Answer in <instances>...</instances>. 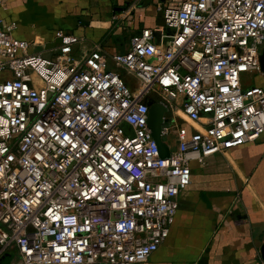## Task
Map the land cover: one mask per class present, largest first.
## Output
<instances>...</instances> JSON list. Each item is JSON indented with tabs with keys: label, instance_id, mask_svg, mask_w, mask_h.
Masks as SVG:
<instances>
[{
	"label": "built area",
	"instance_id": "built-area-1",
	"mask_svg": "<svg viewBox=\"0 0 264 264\" xmlns=\"http://www.w3.org/2000/svg\"><path fill=\"white\" fill-rule=\"evenodd\" d=\"M158 9L170 33L155 42L144 27L109 55L136 89L99 44L73 57L81 37L61 33L47 55L0 19V258L11 254L9 264L145 261L169 233L191 161L264 132V89L241 79L261 71L264 0ZM152 92L200 127H179L168 158L147 125Z\"/></svg>",
	"mask_w": 264,
	"mask_h": 264
},
{
	"label": "crops",
	"instance_id": "crops-1",
	"mask_svg": "<svg viewBox=\"0 0 264 264\" xmlns=\"http://www.w3.org/2000/svg\"><path fill=\"white\" fill-rule=\"evenodd\" d=\"M178 2L1 0L0 19L14 25V36L29 40L33 50L47 55L55 54L61 33L81 37L71 46L73 57L99 44L108 55V67L114 69L109 55L126 50L130 38L140 29L151 28L155 42L161 33H170L163 26L158 7ZM241 79L244 87L257 85L264 89L263 71L244 72ZM169 127L176 131L185 127L188 134L191 131L189 122L180 117L179 121L172 118ZM163 141L175 149L176 132ZM190 167V182L178 196L168 235L138 264H256L262 260L264 132L255 140L210 154L202 163L191 161ZM228 209L232 212L227 213Z\"/></svg>",
	"mask_w": 264,
	"mask_h": 264
},
{
	"label": "water",
	"instance_id": "water-1",
	"mask_svg": "<svg viewBox=\"0 0 264 264\" xmlns=\"http://www.w3.org/2000/svg\"><path fill=\"white\" fill-rule=\"evenodd\" d=\"M260 70L264 72V49L261 50L258 56ZM148 104V118L147 125L153 139L156 142L159 156L161 158H168L170 156L169 146L163 141L161 131L164 127L171 125V120L166 117L168 108L160 102L156 97L149 98ZM260 256L264 260V243L260 245ZM11 254L6 253L0 258V264H9Z\"/></svg>",
	"mask_w": 264,
	"mask_h": 264
},
{
	"label": "rangeland",
	"instance_id": "rangeland-1",
	"mask_svg": "<svg viewBox=\"0 0 264 264\" xmlns=\"http://www.w3.org/2000/svg\"><path fill=\"white\" fill-rule=\"evenodd\" d=\"M112 66H114V69H117V71L119 72V74L121 75V77L127 82V84L131 87L134 88L138 85V81L135 78V76L129 72L128 70H126L123 67H115L116 65L113 64L112 62ZM7 72L6 71H1L0 72V79H2L4 76H6ZM151 98H155L157 97V93L156 92H152L150 93ZM176 109L174 107L168 109V111L166 112V117L168 119H170L172 121V118H174L176 121H179V117L180 118H185V116L183 117L182 111L178 110L175 111ZM186 119V118H185ZM188 122L192 123L196 128H200L196 123L191 122L188 120V118L186 119ZM170 126V125H169ZM176 130L173 129L172 127L167 130V132L162 136V138H165L166 140H168V136L171 135L172 133H175ZM2 257V256H1Z\"/></svg>",
	"mask_w": 264,
	"mask_h": 264
},
{
	"label": "bare ground",
	"instance_id": "bare-ground-1",
	"mask_svg": "<svg viewBox=\"0 0 264 264\" xmlns=\"http://www.w3.org/2000/svg\"><path fill=\"white\" fill-rule=\"evenodd\" d=\"M184 116H185V118L187 119V117H186V115L185 114H183Z\"/></svg>",
	"mask_w": 264,
	"mask_h": 264
}]
</instances>
